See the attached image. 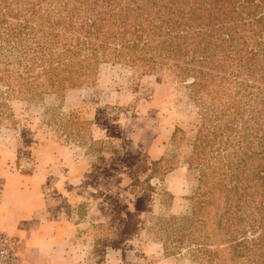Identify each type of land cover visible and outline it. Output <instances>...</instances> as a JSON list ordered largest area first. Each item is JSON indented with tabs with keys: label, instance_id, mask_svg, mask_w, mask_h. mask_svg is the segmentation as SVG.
I'll return each instance as SVG.
<instances>
[{
	"label": "trees",
	"instance_id": "1",
	"mask_svg": "<svg viewBox=\"0 0 264 264\" xmlns=\"http://www.w3.org/2000/svg\"><path fill=\"white\" fill-rule=\"evenodd\" d=\"M106 63L167 70L199 107L188 162L202 184L189 220H165L167 249L264 264V0H0V117L9 101L87 84Z\"/></svg>",
	"mask_w": 264,
	"mask_h": 264
},
{
	"label": "rangeland",
	"instance_id": "2",
	"mask_svg": "<svg viewBox=\"0 0 264 264\" xmlns=\"http://www.w3.org/2000/svg\"><path fill=\"white\" fill-rule=\"evenodd\" d=\"M200 123L186 81L118 63L102 64L87 84L9 101L0 117L2 224L34 233L52 223L74 236L78 264H200L188 248L168 250L161 229L192 217L202 183L188 158ZM162 158L172 170H156Z\"/></svg>",
	"mask_w": 264,
	"mask_h": 264
},
{
	"label": "crops",
	"instance_id": "3",
	"mask_svg": "<svg viewBox=\"0 0 264 264\" xmlns=\"http://www.w3.org/2000/svg\"><path fill=\"white\" fill-rule=\"evenodd\" d=\"M51 224H48L45 231L39 229L29 233L22 226L15 229L6 228L0 218V228L20 238L19 252L22 264H78L80 247L75 243L74 236L58 230L55 225L52 228Z\"/></svg>",
	"mask_w": 264,
	"mask_h": 264
},
{
	"label": "built area",
	"instance_id": "4",
	"mask_svg": "<svg viewBox=\"0 0 264 264\" xmlns=\"http://www.w3.org/2000/svg\"><path fill=\"white\" fill-rule=\"evenodd\" d=\"M0 264H22L19 241L2 230H0Z\"/></svg>",
	"mask_w": 264,
	"mask_h": 264
}]
</instances>
